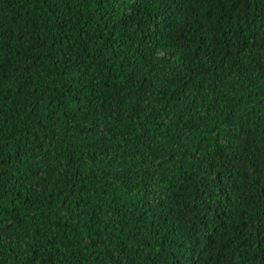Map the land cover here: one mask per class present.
<instances>
[{"label":"trees","instance_id":"trees-1","mask_svg":"<svg viewBox=\"0 0 264 264\" xmlns=\"http://www.w3.org/2000/svg\"><path fill=\"white\" fill-rule=\"evenodd\" d=\"M0 0V264H264V0Z\"/></svg>","mask_w":264,"mask_h":264},{"label":"snow or ice","instance_id":"snow-or-ice-1","mask_svg":"<svg viewBox=\"0 0 264 264\" xmlns=\"http://www.w3.org/2000/svg\"><path fill=\"white\" fill-rule=\"evenodd\" d=\"M110 2L114 5L113 11H127L129 7L131 8H139L140 0H110ZM115 264H120L119 259L115 261Z\"/></svg>","mask_w":264,"mask_h":264}]
</instances>
